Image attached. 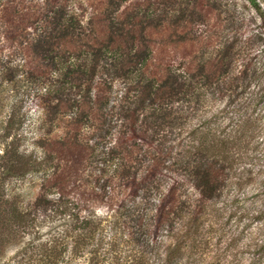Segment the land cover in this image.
Returning a JSON list of instances; mask_svg holds the SVG:
<instances>
[{
    "label": "trees",
    "instance_id": "1",
    "mask_svg": "<svg viewBox=\"0 0 264 264\" xmlns=\"http://www.w3.org/2000/svg\"><path fill=\"white\" fill-rule=\"evenodd\" d=\"M26 1L2 0V28L34 29V44L20 41L22 67L47 85L39 97L53 136L40 138V159L20 149L16 109L3 127L1 183L46 175L26 208L0 194V253L35 231L15 264H264V235L229 232L218 206L254 170L258 118L248 114L231 130L192 121L207 90L246 89L256 78L247 64L232 69L245 44L264 46L258 1L248 0L260 23L246 43L238 31L219 35V4L205 1L173 17L176 0ZM57 119L65 122L58 137ZM172 135L186 138L180 151ZM51 217L59 224L45 237L40 220Z\"/></svg>",
    "mask_w": 264,
    "mask_h": 264
},
{
    "label": "rangeland",
    "instance_id": "2",
    "mask_svg": "<svg viewBox=\"0 0 264 264\" xmlns=\"http://www.w3.org/2000/svg\"><path fill=\"white\" fill-rule=\"evenodd\" d=\"M199 1L215 3L217 8L213 11V18L220 17L223 20L221 28H217L221 34L238 31L245 43L249 35L256 30L260 23V14L248 0H176L174 9L169 10V17L179 15L184 6L196 5ZM261 11L264 12V0H257ZM25 3L31 4L30 0ZM185 7V8H186ZM214 7V6H212ZM188 12V11H185ZM5 14L2 13V0H0V152L4 149V142L1 141L3 127L13 109H16V120L22 121V126L18 130L24 140L21 143V151L33 153L40 159L44 155L43 148L39 146L41 137H49V125L45 124V110L40 94L46 86L38 84L23 64L22 44L20 41L32 42L36 37L34 29H27V35L20 31L7 29L4 31L3 22ZM244 53L236 54L234 57L235 66L232 71L237 74L241 68L247 66L249 77L258 69L256 78L251 77L252 83L248 88L245 84L234 85L219 92L214 86L207 90V102L199 111L192 114V121L199 123L204 118L214 120L213 127L231 130L236 120L248 114L257 117L259 137L255 143L257 156L254 159L253 172L247 173L240 186H230L225 190V196L218 206L222 208L224 219L227 221V229L234 232L244 229L245 238L264 235V74L260 73V65L264 64V46L254 47L245 44ZM115 88L120 85L116 84ZM216 85V84H214ZM244 88V89H243ZM117 90V89H116ZM174 113H179V101L174 102ZM63 119L64 116H58ZM56 120V136L63 134V124ZM59 123V124H57ZM61 125V126H60ZM54 127V126H53ZM90 129H85L84 133L89 135ZM53 136V135H52ZM115 134H108L101 145L109 147L114 142ZM183 136H181L182 138ZM176 138V135L169 137V141L174 144V151H180L182 146L187 144L186 138ZM177 145V146H176ZM181 148V149H180ZM45 171L30 172L22 178H12L3 183L0 179V194L5 197L15 199L21 208H26L38 196L41 183L45 177ZM260 215L258 218L256 215ZM59 224L51 219L40 220V232L46 237L49 230ZM36 234L28 232L19 234L10 242H6L0 253V264H15L20 258L18 252L28 240H33ZM34 264H37L34 262Z\"/></svg>",
    "mask_w": 264,
    "mask_h": 264
}]
</instances>
